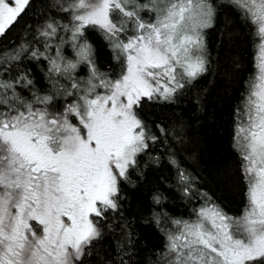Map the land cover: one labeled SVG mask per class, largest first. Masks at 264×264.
I'll use <instances>...</instances> for the list:
<instances>
[{"label":"snow or ice","instance_id":"snow-or-ice-1","mask_svg":"<svg viewBox=\"0 0 264 264\" xmlns=\"http://www.w3.org/2000/svg\"><path fill=\"white\" fill-rule=\"evenodd\" d=\"M237 28L232 214L186 160ZM140 224L152 264H264V0H0V264H132Z\"/></svg>","mask_w":264,"mask_h":264},{"label":"trees","instance_id":"trees-1","mask_svg":"<svg viewBox=\"0 0 264 264\" xmlns=\"http://www.w3.org/2000/svg\"><path fill=\"white\" fill-rule=\"evenodd\" d=\"M29 20L30 17H25L21 24ZM208 42L214 53L218 51L219 40L215 35H210ZM229 48L228 54L235 55L241 61V74L235 83L228 86L226 93L222 86L214 91L209 86L204 118L195 129L196 143L192 145L194 158L187 159L186 165L197 176L201 192H206L216 203L236 214L242 207V195L236 177V156L231 148L233 110L241 103V81L252 68L254 46L246 38L245 32L237 28ZM145 114L149 119H154L155 115H162V112L159 108L149 105L145 108ZM224 164L230 166L227 176L223 175L222 171H217ZM151 178L154 179L155 175ZM175 203L180 205L176 211L183 213L185 209L181 202ZM137 231L140 243L137 245V254L133 256L132 264H152L153 250L159 248L162 239L154 229L143 224L138 225ZM106 251L112 260L118 262L116 253L105 245L104 248L97 249V255L90 258L92 264H101L105 260Z\"/></svg>","mask_w":264,"mask_h":264}]
</instances>
